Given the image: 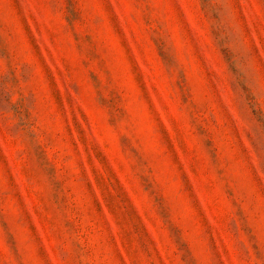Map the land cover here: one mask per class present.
<instances>
[{
	"label": "rangeland",
	"instance_id": "1",
	"mask_svg": "<svg viewBox=\"0 0 264 264\" xmlns=\"http://www.w3.org/2000/svg\"><path fill=\"white\" fill-rule=\"evenodd\" d=\"M0 264H264V0H0Z\"/></svg>",
	"mask_w": 264,
	"mask_h": 264
}]
</instances>
